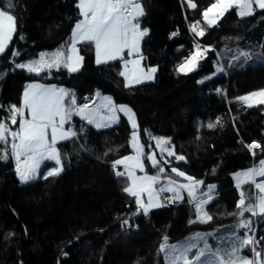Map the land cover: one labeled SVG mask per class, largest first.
Here are the masks:
<instances>
[{
  "label": "trees",
  "instance_id": "16d2710c",
  "mask_svg": "<svg viewBox=\"0 0 264 264\" xmlns=\"http://www.w3.org/2000/svg\"><path fill=\"white\" fill-rule=\"evenodd\" d=\"M137 1L144 12L140 26L147 29L144 65L157 71L152 80L128 85L121 75L123 59L97 63L94 42L81 44L84 63L77 72L17 67L69 46L82 17L79 0H0V10L16 18L14 34L0 52V123L16 128L10 109L20 106L32 81L64 86L75 105L91 102L97 90L110 94L135 110L147 172L157 177L158 187L184 179L172 168L204 184L218 183L206 205L211 219L199 221L196 204L187 199L144 214L136 197L124 191L129 178L117 175L121 168L115 162L135 153L128 119L97 129L73 115L68 128L77 135L57 144L60 164L44 166L33 181H20L10 149L0 143V156L8 157L0 159V264H167L165 243L253 217L256 191L251 183L236 186L232 174L256 168L264 158V104L239 98L264 88V9L241 17L232 8L211 25L204 11L216 0H194L193 8L186 0ZM189 23L201 29L191 33ZM197 49L202 53L196 66L181 72ZM71 97L67 105L75 109ZM154 138H165L174 155L162 153ZM253 144L260 147L250 148ZM51 166L62 171L48 176ZM250 205L252 211H246ZM258 224L256 247L264 252L260 210ZM244 251L252 256L251 247Z\"/></svg>",
  "mask_w": 264,
  "mask_h": 264
},
{
  "label": "snow or ice",
  "instance_id": "6c2138e0",
  "mask_svg": "<svg viewBox=\"0 0 264 264\" xmlns=\"http://www.w3.org/2000/svg\"><path fill=\"white\" fill-rule=\"evenodd\" d=\"M233 4H238L241 6L239 14L241 16H248L253 14V4L258 6L260 9H264V0H216V3L208 9L204 16L207 19L208 13L213 9H219V14L222 15L224 11H227L233 6ZM195 7V5H191ZM11 7V5H10ZM79 7L83 15V19L79 21L73 32L74 40L72 42V52H76L75 42L85 41L94 42L97 50V63L107 62L108 60H114L121 57V54L125 48H129L135 51L138 48L139 40L141 37L147 35V29L139 31V24L133 23L138 17L143 16L142 5L137 3V0H80ZM15 16L10 14L8 11L0 10V52H3L7 41L10 39L11 34L15 31ZM209 24L215 23L214 20H209ZM195 30V28L193 29ZM203 35L201 31L199 33ZM63 53L57 52L54 54L53 63H58L60 61ZM198 53L193 56L192 61L189 64L182 65L181 71H192L191 64L195 63ZM82 57H76L72 65H65L70 67V70L75 72L78 70L76 64ZM41 63L45 66H51V64H46L44 62V54H41ZM127 65V61L125 62ZM134 64L133 73L138 70V62H132ZM20 68H27L29 71H39L40 67H33L31 65H18ZM155 72V69L151 70ZM121 75H126V73H121ZM127 78L131 83L133 76L127 74ZM147 79H152L149 75ZM135 82H141L139 77L136 78ZM68 92L64 89L46 88L43 85L34 84L29 85L24 92V108L28 109L31 113V119H25L21 125L19 131H13L11 133L13 139H19V143H13V155L17 161V172L20 175L22 182H27L29 180L36 178V170L39 167L40 162L45 158L44 153L48 154V158H51L60 164V157L55 144L58 139L69 138V133L63 131V125L69 118L67 110L64 108L63 101L64 97L68 96ZM252 96H262L264 97V92L259 94L253 93ZM73 104H75L74 95L71 97ZM107 106L110 110V115L108 117H99L98 109L87 110V105H84L78 109L77 114L83 119H86L90 124H95L97 128L109 127L111 123H115L117 120L116 113L124 112L128 115L129 119L132 121V126L135 129L137 127L136 121L134 119V113L132 110L127 108V106L121 105L116 106L113 104L111 97H105ZM242 100L247 101L249 97H242ZM264 104V99L258 101ZM17 114L23 115V109L12 106V115L10 117L13 124L17 123ZM57 117H59V126L57 125ZM214 125L209 124L208 127H213ZM8 129L3 123H0V140L6 139L5 133ZM49 134L51 135V140L49 141ZM71 136H76L75 132L70 134ZM157 142V147L161 149V152H167L169 156H173L174 153L168 150V141L165 138H154ZM133 140H136V134L133 133ZM138 155L135 157H126L124 160H118L116 164H123L125 160H133L134 164L130 167L143 169V164L141 162V155L143 154V146L134 143L133 145ZM250 148L260 147L257 144L249 145ZM26 158V162L21 171V157ZM7 154L0 156V159H7ZM152 161L153 166H156L159 162L156 160L155 154L149 157ZM176 159L184 160L185 157L177 156ZM62 171V167L53 168L48 172V176L58 175ZM160 172H164V168L159 169ZM172 172L177 173L181 177H185L190 183L188 184H178L176 181L171 179L168 180V187L161 189V191H170L175 193L177 199H182L180 195L181 189H187L190 196L194 195V190L197 185L202 184V181H194L191 176H186V173L179 171L176 168L171 169ZM117 175H124V173L117 172ZM127 175L131 177L134 187H127L124 189L125 192L129 193L134 197H139L141 192L147 191L149 194V203L145 205L142 201L137 199V204L143 210L144 214L153 207H160L161 205L156 200V195L152 191L151 185L156 182L157 177H136L133 171L129 170ZM246 178V181L254 182L256 176L264 177V161H261V167L259 170L250 169L248 172L238 174ZM47 178V177H45ZM145 181H147V187H145ZM175 185V187H172ZM212 187L209 186V192H211ZM255 187L262 194L258 200V206L262 214H264V183H256ZM209 199L211 197L209 196ZM207 203V201H204ZM240 204H244L243 195L241 197ZM197 211H200L201 203L197 202ZM246 211L251 212L252 206L250 205ZM255 214V213H253ZM243 215V212H241ZM210 220L211 217H208ZM128 222L125 221V224ZM241 227L249 228V223H242ZM167 239V238H165ZM253 244L252 237H247L241 241V248L245 246H250ZM195 245L190 244L187 248L183 249L180 255V259L185 261V264H190L185 255L191 247ZM175 248V246H172ZM162 250L164 245L161 246ZM233 251H236L234 249ZM204 253L201 252L196 260L199 261L200 257ZM259 256V253H256ZM223 264V257H220ZM245 264H251L250 261H245Z\"/></svg>",
  "mask_w": 264,
  "mask_h": 264
},
{
  "label": "crops",
  "instance_id": "0c3cea01",
  "mask_svg": "<svg viewBox=\"0 0 264 264\" xmlns=\"http://www.w3.org/2000/svg\"><path fill=\"white\" fill-rule=\"evenodd\" d=\"M137 3H139V2L137 1ZM79 4H80V0H79ZM80 11H81V9H80ZM81 15H82V13H81ZM140 17H138L137 20L133 21V23H138V20H140ZM83 18L84 17L82 15V17H81V19L79 21H81ZM15 27H16V23H15ZM74 30H75V27L73 29V32H74ZM143 30H145V29H143L140 26V24H139V31H143ZM73 32H72L70 44H69V46L66 49L65 48H63V49H60L59 48V49L53 50L52 53L44 54V62L46 64H51L50 67L49 66H45V64H42L41 63V57L40 56L38 57V59H39L38 61L39 62L37 64H35V67L39 66L40 67V70L39 71H41L42 69H45V68H60V67H65L70 72H73V71L70 70V67L65 66V65L66 64L67 65H72L73 64V61L76 60V57H82V60H79L78 63L76 64V66L78 68L77 71H79L80 69H82L83 63H84V59H83V55L81 53L80 46H81V44L85 43V41H79V40L76 41L75 42L76 52L73 53L72 50H71L72 49V42L74 40ZM13 34H14V32L11 34L10 39L7 41L6 47L9 44V42H10ZM143 38H144V36L140 38L138 48L135 51H133V50H131L129 48H125L123 50L122 54H121V57L116 58V59H123V61H124L123 62V73H126V75H123V76H124L125 81H126V83L128 85H135V84H139V83H142V82H145V81L152 80L155 77V74H156V71H157V69H155L156 67H153V66L147 67V66L144 65V60H143V55H142V40H143ZM95 48H96V46H95ZM57 52L63 53V55L61 56L60 61L58 63H53L54 54H56ZM116 59H114V60H116ZM96 61H97V50H96ZM109 61H113V60H108L107 62H109ZM126 61L128 62L127 65L125 63ZM134 61L135 62H138L139 68H138L137 71H135L133 73L132 70L134 68V64L132 62H134ZM103 63H106V62H103ZM152 69H155V72H152L151 71ZM77 71H75V72H77ZM127 74H131L133 76V80H132L131 83L129 82V80L127 78ZM149 75L152 76V79H147V77ZM137 77H139V79H140L141 82H139V83L135 82V80H136ZM34 84L43 85L46 88H53L54 87L57 90L64 89V90H66L68 92L69 95L64 97L63 105H64V108L67 110V112L69 114V118L67 119L66 123L63 125V131L69 133V138L71 137L70 134L73 131L70 128H68V122L71 120V118L73 117V115H77L78 117H80L81 119H83L80 115L77 114L78 109L80 107H82L84 105H87V110L98 109L99 117H108L111 114L110 113V110H109V108L107 106V102L104 99L105 97H111L113 104L116 105V106L124 105V106H127V108L131 109L132 110V113H134V119H135L136 124H137V127L134 129L133 126H132V121L129 119L128 115H126L124 112H117L116 113L117 120H116L115 123H111L110 126L118 123L120 121L121 117L122 116H125L128 119V121H129V123L131 125V128L133 129V131L135 133L138 132L139 123H138V118H137V114H136L135 110L130 105H128V104H123V103L122 104H118V103H116L112 95L103 93L101 90H97L96 93H95V96H94V98H93V100L91 102L86 103V104H83V105H75L74 104L75 109H73V108L70 109V108H68L67 100H68L69 97H71L72 94H71V92L68 89H66L64 86H61V85H58V84H55V83H52L51 84V83H44V82H41V81H32L24 89L23 94H22L21 104H20V106L17 107V108L23 109V115L17 114L18 115V119H17V123H15L16 124V128H14L13 131H19L20 130L21 123L25 119H31V113H30V111L28 109L24 108L23 101H24V92H25V90L28 88L29 85H34ZM83 120H85L88 124H90L86 119H83ZM57 125L59 126V117H57ZM90 125H92L93 127L97 128L95 126V124H90ZM104 128H108V127H101V128H97V129H104ZM138 135H139V133H138ZM69 138H67V139H69ZM67 139H58L57 140V143L55 144V148L57 149V151H58L57 144L60 143V142H62V141H65ZM50 140H51V135L49 134V141ZM13 143H17L18 144L19 143V139L16 138L14 140L13 137H12V135H11V139L9 140V144H7V146L10 149L11 155L13 156V158H14V160L16 162V166H17V161L15 159V156L13 155V149H12ZM135 143L138 144L137 142H135ZM140 145H142L141 142H140ZM137 155H138V153H137V150L135 148V153H133L131 155L124 156L120 160H124V158L130 157V156L135 157ZM44 156H45V158L40 162L39 167H38L41 170H42V168L44 166H47V165L49 166V164H55L56 163L55 160H53L51 158H48V154L47 153H44ZM140 158H141V162L143 164V169L142 170L140 168H132V167H130L131 165L134 164V161L133 160H125V163L118 164V166L121 168L120 169V173H124V175H126L129 178V181H130L129 187H132L133 186V182H132L131 177H129L127 175V173H128L129 170L133 171L134 175L136 177H139V178H145V177H149V176L156 177L155 175L150 174V173L147 172V166H146V163H145L144 154H142ZM25 162H26V158L22 156L21 157V161H20L21 168L23 167V164ZM38 168H37V170H38ZM250 169H254V168L250 167L248 169L242 170L243 172L237 171V172H234L232 174V177H233V180H234V183H235L236 186H242V185L250 182V181H246V178L243 177L242 175H239V177H238V174H242V173L248 172ZM186 180L187 179L184 177L183 181H186ZM173 181H176V180H173ZM180 181H182V180H180ZM180 181L177 180L176 182H179L180 183ZM145 187H147V181H145ZM166 187H168V180H165L164 183L160 187L157 186V180H156L155 183H153L151 185L152 191L156 195V200L161 205L160 207H162V206L165 205V202H166L165 199L168 198L170 196V194L173 195L174 199H177L175 193L170 192V191H164L165 196H161V194L159 193V190L160 189H164ZM172 187H175V185H172ZM140 195L142 196V202L145 205H147L149 203V194H148V192L147 191H143V192H141ZM180 195L182 196V199L188 198L190 201H192V202L195 203V200H193L192 199V196L189 195L187 189H181L180 190ZM136 199H138V197H136ZM182 199H177V200H182ZM156 208H159V207H153L149 211H151L153 209H156ZM192 252L195 253V254L198 253V252H195V251H192ZM192 252H191V254H192Z\"/></svg>",
  "mask_w": 264,
  "mask_h": 264
},
{
  "label": "rangeland",
  "instance_id": "374dc122",
  "mask_svg": "<svg viewBox=\"0 0 264 264\" xmlns=\"http://www.w3.org/2000/svg\"><path fill=\"white\" fill-rule=\"evenodd\" d=\"M186 2L190 8H193V6H191V5H195L194 0H186ZM215 3H216V1L213 4H215ZM213 4H211L204 11V13L208 9H210ZM232 8H235L238 11V13L241 10V6L238 4H233V6L231 8H229L227 11H224L222 15L219 14V12H220L219 9H213L211 12L208 13L207 19L204 16V21L207 24H209L208 23L209 20H214L215 23L211 24V25H214L220 19H222V17ZM258 10H262V9H260L258 6L253 4V14L256 13ZM248 16H251V15H248ZM241 17H246V16H241ZM199 51L200 50L197 49L195 51V53L188 60H186L182 65L189 64V62L192 61L193 56L198 53V56L196 58L195 63L190 65L192 68H194L196 66L198 59H199V56H200ZM49 53H52V51H44L41 54H49ZM41 54H40V57H41ZM38 60H39L38 58L32 59V60H29L27 62L18 63L16 66L24 64V65H31V66L35 67V64H37L39 62ZM182 65H180L179 70H180ZM181 72H188V71H181ZM261 92H264V88L245 93V94L241 95L239 98L249 97V99L247 101L242 100V99L241 100L244 103L249 104V105L259 104L258 101L260 99H264V97L259 96V95L252 96L251 94H253V93L259 94ZM3 124L8 129V131L5 133L6 139L0 140V143L3 144L4 146H7V144H9V140L11 139V133L13 132V128H11L10 126H8L5 123H3ZM135 134H136V140L134 141V143L137 142L140 145V139H139L138 132H136ZM130 157H132V156H130ZM261 161H264V158L257 163L256 170L260 169ZM24 164H23V167H24ZM23 167L21 168V171H23ZM52 169H53L52 166L47 168L46 173L48 174V172L51 171ZM40 171H41L40 168H38V170H36V178L39 176ZM240 171L243 172L242 170H240ZM18 176L20 179L19 174H18ZM186 176H188V175L186 174ZM256 178L259 180L260 183L264 182V177L256 176ZM33 180L34 179L29 180L27 182H30ZM20 181H21V179H20ZM194 181H201V180L194 179ZM27 182H22V183H27ZM177 183L178 184H188V183H190V181H188V180L183 181L182 180V181H180V183L179 182H177ZM209 186H214V187H212L211 192H209ZM132 187L135 188V185H133ZM253 187L256 191L255 201L256 200L258 201L262 194L259 193L260 191L257 188H255L254 185H253ZM217 190H218V183L217 182H211V183H207V184L202 183V184H199L196 186V188L194 190V195H195L196 199H194L193 196H192V199L195 200L196 205H197V202L201 203L200 211L199 212L197 211V219L199 221L209 220L208 219L209 214L206 210L207 204L204 203V201H207V203L210 202L216 196ZM209 196L211 197V199H209ZM138 199L140 201H142V196L140 195L138 197ZM258 208H259V206H258ZM259 210H260V208H259ZM241 224H242V221H239L236 223L229 224L228 227L224 230L223 229H221V230L215 229V230H211L209 232L202 231V230H196V231L189 233L188 235H186L185 237L181 238L178 241L165 243L164 244V250H165V257H166L167 264H185V261L183 259H180L179 257L181 255V252L183 251V249L187 248L190 244L195 245L194 247H191L190 250L185 254L187 256V259L190 262V264H222L220 257H223V264H245V261H250L251 264H253L252 257L250 255H248L247 252L244 251V249L246 247H251L252 245L245 246V247L241 248V241L247 237H251L250 234L246 233V231L243 229V227H241ZM258 245H261V244L258 243ZM172 246H175V248H173ZM261 247H262V250H264V243L261 245ZM234 249H236V251H233ZM192 251H195L198 253L195 254ZM191 252H192V254H191ZM201 252H203L204 255L200 257L199 261H197L196 257ZM134 264H142V263L140 260H136Z\"/></svg>",
  "mask_w": 264,
  "mask_h": 264
},
{
  "label": "built area",
  "instance_id": "2783aa9c",
  "mask_svg": "<svg viewBox=\"0 0 264 264\" xmlns=\"http://www.w3.org/2000/svg\"><path fill=\"white\" fill-rule=\"evenodd\" d=\"M194 28H195V30L199 29L200 25H198V24L192 25L190 23L188 24V29H189V31L191 33L195 32V30H193ZM248 59L249 60L252 59V56L250 54L248 55ZM10 113L12 115V109H10ZM17 118H18V115H17ZM251 183L255 186V184L259 183V182L254 178V182H251ZM160 192L162 193V191H160ZM170 201L171 202L174 201L172 199V197L170 198ZM256 205H257V203L255 204V212H254L255 214H254L253 218L246 219L244 221V223H249L250 222V227L249 228H245L244 227V229L246 230V232H248V234H250V236L253 239L252 252H253L254 264H264V252H259L255 248V240H256V237H257V234H258V231H259L258 214H257ZM256 253H259L260 255L257 256Z\"/></svg>",
  "mask_w": 264,
  "mask_h": 264
},
{
  "label": "water",
  "instance_id": "95a60500",
  "mask_svg": "<svg viewBox=\"0 0 264 264\" xmlns=\"http://www.w3.org/2000/svg\"><path fill=\"white\" fill-rule=\"evenodd\" d=\"M153 154H156L155 151H152V152L150 153L149 157L152 156ZM150 161H151V160H150ZM151 163H152V161H151Z\"/></svg>",
  "mask_w": 264,
  "mask_h": 264
}]
</instances>
